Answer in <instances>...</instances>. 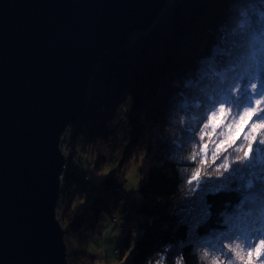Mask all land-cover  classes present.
I'll use <instances>...</instances> for the list:
<instances>
[{
	"label": "trees",
	"instance_id": "obj_1",
	"mask_svg": "<svg viewBox=\"0 0 264 264\" xmlns=\"http://www.w3.org/2000/svg\"><path fill=\"white\" fill-rule=\"evenodd\" d=\"M216 47L221 52L214 54ZM210 59L216 78L204 73ZM245 77L264 84V0H174L150 32L100 55L89 80L93 92L63 135H71L67 145L80 153L79 165L108 171L103 187L94 185L81 208L72 205L69 191L79 166L64 175L57 216L64 233L74 232L76 239L68 264H87L81 254L87 230L124 188L130 167L139 177L137 205L122 190L123 205L114 206L141 217L140 236L132 244L128 237L120 241L128 264L253 262L255 250L249 257L245 240L264 225V128H253L260 123L255 117L245 116L243 125L245 109L228 104L215 132L204 127L217 112L213 103ZM250 98L251 107L264 108V102L255 104L259 96ZM230 136L235 142L228 147ZM104 187L113 189L106 194Z\"/></svg>",
	"mask_w": 264,
	"mask_h": 264
},
{
	"label": "water",
	"instance_id": "obj_2",
	"mask_svg": "<svg viewBox=\"0 0 264 264\" xmlns=\"http://www.w3.org/2000/svg\"><path fill=\"white\" fill-rule=\"evenodd\" d=\"M173 2L0 0V264H68L61 135L100 55L151 31Z\"/></svg>",
	"mask_w": 264,
	"mask_h": 264
},
{
	"label": "rangeland",
	"instance_id": "obj_3",
	"mask_svg": "<svg viewBox=\"0 0 264 264\" xmlns=\"http://www.w3.org/2000/svg\"><path fill=\"white\" fill-rule=\"evenodd\" d=\"M136 38L137 37H135L133 41ZM219 52L221 51L216 47L214 54H217ZM211 62L213 63V61L210 59L209 62L205 64V67L206 68L212 67ZM96 65H97V62H96ZM205 74H207L206 71H205ZM90 90L91 92H93V86L91 83H90L88 91L90 92ZM247 121H248L247 119H243V125H245ZM63 138H64V135L62 136V139ZM83 144H84V141L81 139L79 142V145L83 146ZM68 151H69V155L67 154L66 157H72L71 164L74 165L75 163L73 161L75 160L79 162V160L74 156V154L70 152L71 150L68 149L67 152ZM84 159L86 160V158ZM86 163L87 162H84L83 165L81 164L79 165V169L77 170L78 180L74 184L73 183L71 184L72 186L71 188L69 187V191L72 190L74 194V201L72 202V205L75 207L80 206V208L85 203L91 200V197H87L90 195L91 191L84 192L82 187L80 188V191H78L80 180L83 179L85 175H90L91 176L90 182L92 184H90L89 187L96 185V186H100V189H101L103 187L104 178L108 171L107 166L95 169L93 164L88 170L86 169ZM138 181H139V177L136 174V171L134 170V168L130 167L128 170H126V184L124 188L117 189L118 190L117 193L114 195V197H112L113 201L108 203L106 212L102 211V217L99 218L100 220L96 224V227L93 229V231L91 232L90 228L87 230V234H88L87 244L88 245H86L87 251L84 248L83 250H81V254L82 253L86 254V257H84L82 261L86 262L87 264H91L92 260H95L97 264H128L127 261H128L129 253L125 252V254H122V249L120 247V241H123L125 237H128V239L130 240L132 244L134 240L140 236V233L142 231V229L139 226L141 217L138 214H133V213H130L128 216H125L123 212L119 210L115 211L114 206L116 204H117V207H119L118 206L119 204L123 205L124 196L120 197V195L122 194L120 191L122 190L125 192L130 202L134 206L137 205L136 190L138 187ZM65 188H66V184L64 183L62 184L60 188L62 193H61V196L59 197L58 204H57L58 213L62 211L63 206H64L63 201H64L65 190H66ZM104 189L106 190V194H108L113 189V187H104ZM94 190L95 189H93V191ZM81 194H84V195H81ZM131 214H133V216ZM261 231H264V230L262 229ZM73 234L74 232H70L69 235L64 233V237H63L67 262L69 260L68 251L72 252L71 254H74V250L76 247V242H75L76 239L75 237L73 238ZM87 238H85V240ZM258 244H259V240H256V245ZM253 249L255 250V257L253 258V262H251V264H264V256H259V257L257 256L255 245L253 246ZM209 264H217V263L213 261L212 259H210Z\"/></svg>",
	"mask_w": 264,
	"mask_h": 264
},
{
	"label": "snow or ice",
	"instance_id": "obj_4",
	"mask_svg": "<svg viewBox=\"0 0 264 264\" xmlns=\"http://www.w3.org/2000/svg\"><path fill=\"white\" fill-rule=\"evenodd\" d=\"M251 83V92L248 90V84ZM252 96H259L260 99L255 100L256 105H261L262 102H264V84H258L251 82L248 80L247 77H245L240 82L234 84L231 87V95L227 96L223 100H218L215 103H213L212 107L217 108V112L219 113V116L217 115V112H213L211 116L208 117V120L210 124H205L204 127L207 129L209 126L212 129V132H215L217 128H219L223 122L224 118H227L228 111L225 108V105L228 104L230 107H235L237 111L241 107H243L244 113L240 116V119L243 120L245 116H247L249 119L255 117L257 121L260 123L254 124L253 128H264V108L257 110V108L251 107L252 100L250 97ZM233 97H235V100L233 102ZM211 135L212 133H208ZM235 140L230 136L229 141L227 142L228 147H231V144L234 143ZM225 142H222L221 145L217 146V151H220L221 147L223 146ZM261 144H264V141H260ZM251 147V146H250ZM258 147V146H257ZM249 158V153H245V159ZM225 168V171H228V165L225 164L223 166ZM196 177L194 176L193 179ZM249 187H251V182L249 181ZM256 240H259V244L256 245ZM256 246V254L257 256H264V234L260 232H256L253 234V237L245 240V247L249 249L248 256L251 257L252 255V247ZM239 247V245L237 246ZM234 251V250H233ZM229 261H231V257H228ZM249 264H251V261H249Z\"/></svg>",
	"mask_w": 264,
	"mask_h": 264
},
{
	"label": "bare ground",
	"instance_id": "obj_5",
	"mask_svg": "<svg viewBox=\"0 0 264 264\" xmlns=\"http://www.w3.org/2000/svg\"><path fill=\"white\" fill-rule=\"evenodd\" d=\"M150 32V31H149ZM137 33H134V35H136ZM140 36V35H139ZM126 47H128V46H123V47H121V48H126ZM120 49V48H119ZM119 49H117V50H119ZM99 59V58H98ZM209 62V61H208ZM208 66V65H207ZM213 70V66L212 67H210L206 72H207V75L209 76V77H211V78H216L217 77V75H215V74H211V71ZM205 71H204V73H205ZM204 85V84H203ZM69 126V125H68ZM64 131H66V128L64 129ZM64 131H63V133H64ZM63 133H62V135H61V138H62V136H63ZM70 134V133H69ZM61 138H60V142L62 143V145L61 144H59V149H60V152L63 154V156H64V165L62 166V173H61V176L63 175H65L66 174V172L69 170V169H76V168H78V166H79V162H77V160H75V161H73L75 164L74 165H72L71 163V159H72V157H66L67 156V154L69 155V151L67 152V150L68 149H70L69 147H68V145L67 144H71L70 142L72 141V138H71V135H70V137L68 136V135H65V139H64V141H62L61 140ZM77 155L75 156L77 159L79 158V156L78 155H80V153L78 152V150H77ZM72 154H73V152H72ZM74 156H73V158H74ZM78 156V157H77ZM91 166H90V164H88V163H86V169H88L89 170V168H90ZM61 176H60V181L61 182H63V180H64V178H61ZM91 176L90 175H85L84 176V178L83 179H81L80 180V183H79V187L81 188H86L87 187V192H92V190H93V186H90L89 187V185L90 184H92L91 182H90V178ZM87 181V182H86ZM85 182H86V184H85ZM78 187V186H77ZM90 195H91V193H90ZM57 218H58V216H57ZM59 221V220H58ZM122 229V228H121ZM264 230V225H263V227L261 228V229H259L260 230V233H262L263 234V232L264 231H261V230Z\"/></svg>",
	"mask_w": 264,
	"mask_h": 264
},
{
	"label": "built area",
	"instance_id": "obj_6",
	"mask_svg": "<svg viewBox=\"0 0 264 264\" xmlns=\"http://www.w3.org/2000/svg\"><path fill=\"white\" fill-rule=\"evenodd\" d=\"M88 90H89V86H88ZM87 94H88V96H89V91H87ZM61 178H64V176L62 175ZM86 182H87V181H86ZM86 182H85V184H86ZM83 191L86 192V191H87V187H86V188H83Z\"/></svg>",
	"mask_w": 264,
	"mask_h": 264
}]
</instances>
